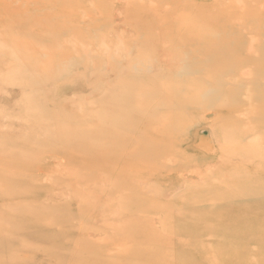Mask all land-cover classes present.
Listing matches in <instances>:
<instances>
[{"label":"rangeland","instance_id":"1","mask_svg":"<svg viewBox=\"0 0 264 264\" xmlns=\"http://www.w3.org/2000/svg\"><path fill=\"white\" fill-rule=\"evenodd\" d=\"M132 1L73 0L57 13L69 23L56 34L23 28V37L0 36V217L10 209L34 219L0 223L14 240L1 236L0 264H159L156 247L163 264H264V250L253 247L257 237L264 243V191L240 193L254 180L264 188V0H139L156 15ZM150 85H177L176 98L155 104ZM182 97L194 102L185 111L175 107ZM139 102L148 112L131 110ZM178 109L183 121L169 116ZM166 123L179 127L172 151L139 168L123 143L155 139ZM3 180L12 194L3 193ZM210 205L226 224L219 232L195 223L216 224L204 209Z\"/></svg>","mask_w":264,"mask_h":264},{"label":"bare ground","instance_id":"2","mask_svg":"<svg viewBox=\"0 0 264 264\" xmlns=\"http://www.w3.org/2000/svg\"><path fill=\"white\" fill-rule=\"evenodd\" d=\"M72 1L73 0H0V36L2 37V38H8V37H23V28H25L26 30H28V31H30L31 32V30H37V31H39L38 29H44V28H49V30H50V34L52 33V34H56L55 32H54V30L56 31V27L58 26V25H64V24H66V22H68L67 20H66V17L65 16H58L57 15V13L58 12H61V11H59L60 10V8L62 7V6H71V4H74V3H72ZM177 1V0H176ZM133 2V4H135V3H137V0H133L132 1ZM174 2V1H173ZM138 3H139V6L140 7H142V8H144L145 10H148V12H151L152 14H155V10H153L154 8V6H151V5H149V4H146V3H142V2H140L139 0H138ZM174 3H176V2H174ZM27 6H29V7H27ZM95 7V6H94ZM79 9V8H78ZM75 10V9H74ZM82 10V9H81ZM84 11H86V10H84ZM88 12V11H87ZM181 12V11H180ZM13 13L15 14H19L21 17L18 19V20H16L15 22H14V24L11 22V18H12V16H13ZM75 13V12H74ZM165 13H168V12H165ZM164 13V14H165ZM163 13L161 14V15H157V16H160V18H158V20H160V21H162V23L165 25V24H167V20L165 19V15H164ZM65 15H67V14H65ZM156 15V14H155ZM162 15H164L163 17H162ZM68 16V15H67ZM76 16V15H75ZM90 16H92V15H90ZM86 17V16H85ZM167 17V16H166ZM69 18V17H68ZM72 18V17H71ZM73 18H75V17H73ZM86 18H88V17H86ZM77 19V18H76ZM94 19V18H93ZM72 20V19H71ZM74 20V19H73ZM89 20H91V18L89 19ZM168 20H169V18H168ZM71 22V21H70ZM64 23V24H63ZM69 23V22H68ZM95 23V22H94ZM162 24V25H163ZM94 25V24H93ZM91 27V26H90ZM90 27H89V29H90ZM97 27H95V29H96ZM102 28V27H101ZM82 30V29H81ZM30 32H29V34H30ZM81 32V31H80ZM107 32H109V31H107ZM70 33V32H69ZM68 33V34H69ZM25 34H26V31H25ZM31 34H34V33H31ZM107 34V33H106ZM110 34H111V32H110ZM38 35V34H37ZM37 35L35 36L36 38H37ZM29 36V35H28ZM31 36V35H30ZM39 36H44V35H39ZM72 36H73V34H72ZM83 36H84V33H83ZM110 36V35H109ZM113 37V36H112ZM163 37H165V36H161V40H163L162 38ZM4 38V39H5ZM67 38V40H69V38H68V36L66 37ZM73 38V37H72ZM98 38V37H97ZM11 39V38H10ZM64 39V38H63ZM62 39V40H63ZM107 39V38H106ZM45 40V39H44ZM188 40V39H187ZM7 41V40H6ZM46 41H48V40H46ZM64 41V40H63ZM66 41V40H65ZM70 41V40H69ZM97 41V40H96ZM164 41V40H163ZM185 41V40H184ZM195 41V40H194ZM55 42V41H54ZM58 42H60V41H58ZM76 42V41H75ZM99 42V41H98ZM186 42H188V41H186ZM57 43V42H56ZM72 42H70V44H71ZM84 43H86L85 41H84ZM100 43V42H99ZM104 43H107V42H104ZM164 43V42H163ZM182 43V42H181ZM193 43V42H192ZM197 43V42H196ZM78 44V43H77ZM81 44V43H80ZM56 45V44H55ZM58 45V44H57ZM76 44H73V46L74 47H77V46H75ZM94 45V44H93ZM185 45V44H184ZM188 45H189V43H188ZM197 45V44H196ZM194 46V49H197V46ZM61 46V45H60ZM80 47H82L81 45H79ZM85 46H86V44H85ZM90 46V45H89ZM88 46V48L90 49L91 48V46L89 47ZM199 46V45H198ZM202 46V45H201ZM59 47V46H58ZM67 47V46H66ZM71 47V46H70ZM95 47V46H94ZM61 48H63V51H64V49H65V47H60V50H61ZM73 48V47H72ZM87 48V47H86ZM87 48V49H88ZM57 49V48H56ZM67 49V48H66ZM75 49V48H74ZM85 49V48H84ZM88 49V50H89ZM183 49H184V47H183ZM183 49H181V50H183ZM188 49V48H187ZM59 50V51H60ZM71 50V49H70ZM73 50V49H72ZM77 50H78V48H77ZM80 50V49H79ZM82 50H83V47H82ZM82 50L81 51H79V54H80V52H82ZM94 50V49H93ZM92 50V51H93ZM100 50V49H99ZM180 50V51H181ZM53 51V50H52ZM66 51V50H65ZM194 50H191V51H189V50H187V52H193ZM56 52V51H55ZM70 52V51H69ZM74 52V51H73ZM83 52H85V51H83ZM88 52V51H87ZM94 52V51H93ZM182 52V51H181ZM195 52V51H194ZM59 53V52H58ZM71 53V52H70ZM90 54L92 53V52H89ZM89 53H87V55L88 56H90V54ZM95 53V52H94ZM68 55H69V53H67ZM66 54V55H67ZM74 54V53H73ZM182 54V53H181ZM186 54V53H185ZM59 55V54H58ZM65 55V56H66ZM67 55V56H68ZM92 55V54H91ZM184 55V54H183ZM53 56H54V54H53ZM65 56H63V58L65 57ZM84 56V55H83ZM95 56L96 55H94V58H95ZM60 57V56H59ZM85 57H86V55H85ZM97 58L96 59H98V56H96ZM55 58V57H54ZM54 58H53V60H54ZM88 58V57H87ZM186 58V59H185ZM184 59L185 60H187V57H185ZM55 59H59V58H55ZM209 59H210V57H209ZM163 61V60H162ZM211 61V60H210ZM209 61V62H210ZM66 62H68V61H66ZM167 62V61H166ZM165 63V62H164ZM195 63V62H194ZM211 63V62H210ZM169 64L167 63V66H168ZM173 64L171 63V66H172ZM206 65V64H205ZM208 65V64H207ZM215 65V64H214ZM66 66V65H65ZM69 66V65H68ZM93 65H91V67H92ZM174 66V65H173ZM183 66V65H182ZM197 66H199V65H197ZM184 67V66H183ZM186 67V66H185ZM184 67V68H185ZM201 67V64H200V66H199V68ZM217 67H219L218 65H217ZM206 68V67H205ZM209 68V67H208ZM214 68V67H213ZM229 68V67H228ZM69 69V68H68ZM181 69V68H180ZM197 69V68H196ZM200 69H202V68H200ZM204 69V68H203ZM211 69V68H210ZM223 69H225V68H223ZM178 70V69H177ZM215 68H214V72H215ZM220 70V69H219ZM63 71V70H62ZM183 71V70H182ZM193 71V70H192ZM202 71V70H201ZM206 72H207V70H205ZM210 71V70H209ZM213 71V70H212ZM184 72V71H183ZM187 72V71H186ZM196 72V71H195ZM197 72H199V69H197ZM211 72V71H210ZM210 72H207V73H210ZM214 72H211V75L212 74H215V73H217L218 71H216L215 73ZM225 72V71H224ZM193 73V72H192ZM205 73V72H204ZM220 72H218V75H220L219 74ZM227 73V72H226ZM233 73V72H232ZM175 74V73H174ZM194 74H196V73H194ZM193 74V75H194ZM210 75V74H209ZM211 75L210 76H208V77H211ZM167 76V75H166ZM168 76H169V78L171 77V75H169L168 74ZM195 76V75H194ZM206 76V77H207ZM221 76V75H220ZM154 77V76H153ZM180 77H182V75L180 76ZM180 77H179V79H180ZM190 77H193V76H190ZM219 77V76H218ZM159 78V77H158ZM160 78H162V77H160ZM155 79V78H154ZM175 79V78H174ZM179 79H177L176 78V80H179ZM205 79V78H204ZM237 79H238V76H237ZM122 80V79H121ZM119 81V82H121L122 83V85H119V83H117L119 86H122L121 88H122V90H123V81ZM124 80V79H123ZM148 80H150L149 79V77H148ZM148 80H146V81H148ZM153 80V79H152ZM164 82H167L166 81V79L164 78V79H162ZM171 80V79H170ZM181 80V79H180ZM179 80V81H180ZM184 80V79H183ZM197 80H199V79H197ZM215 80H217V79H215ZM219 80V79H218ZM223 80V79H222ZM141 81L142 80H140L139 82L141 83ZM144 81V80H143ZM142 81V82H143ZM146 81H144L145 83H149V82H146ZM151 81V80H150ZM154 81V80H153ZM156 81V80H155ZM154 81V82H155ZM182 81V80H181ZM185 81V80H184ZM224 81V80H223ZM124 82H125V80H124ZM138 82V83H139ZM200 82V81H199ZM211 82V81H210ZM219 82V81H218ZM226 82V81H225ZM139 83V84H140ZM145 83H143V86H144V89H145V87H147V85H145ZM153 83V82H152ZM189 83H190V81H189ZM215 83H217V81H215ZM224 83V82H223ZM222 83V84H223ZM229 83V82H228ZM241 83V82H240ZM150 84V83H149ZM186 84V83H185ZM219 85H221V81L218 83ZM141 85V84H140ZM178 85V84H177ZM176 85V86H177ZM187 85V84H186ZM224 85H226V84H224ZM234 85V84H233ZM246 85V84H245ZM138 86V85H137ZM142 85H141V87H143ZM149 86V85H148ZM151 86V90H149L148 92H146V93H151V94H149L148 95V97H147V100H149V101H151L150 99H152L153 100V98L155 97V99H158V101L157 102H155V104L157 103H159V98L160 97H168V98H170V97H172L173 95H170L171 94V92H172V90L176 87L175 85H172L171 87H169L168 89H166V90H158V86L156 85H150ZM179 86H184V85H179ZM202 86V85H201ZM213 86V85H212ZM223 86V85H222ZM222 86L220 87L221 89H222ZM231 86V85H230ZM242 86H244V85H242ZM140 86H138L137 88H139ZM140 87V88H141ZM210 87H211V85H210ZM125 88V87H124ZM139 88V89H140ZM178 88V87H177ZM191 89H188L187 91L190 93V90H192L193 91V87H190ZM212 88H214V87H212ZM211 88V89H212ZM216 88H217V86H216ZM247 88V87H246ZM129 89H131V88H129ZM129 89L127 90L126 88H125V90H127V91H129ZM162 89V88H161ZM176 89V88H175ZM121 90V89H120ZM180 90H181V88H180ZM183 90V89H182ZM213 90V89H212ZM225 90V89H224ZM136 91H138L137 89H136ZM136 91H134V92H136ZM184 91H185V89H184ZM198 91V90H197ZM218 91V90H217ZM222 91V90H221ZM119 92H121V91H119ZM119 92H118V95H119ZM126 92V91H125ZM133 91L132 92H130V93H125V95H127V94H133L134 93ZM194 92V94H195V92H196V90L195 91H193ZM203 92H204V89H203ZM215 92V91H214ZM178 93V92H177ZM201 93H202V91H201ZM216 93V92H215ZM222 93V92H221ZM220 93V94H221ZM249 93V92H248ZM121 94H124L123 92H121ZM220 94H219V96H220ZM250 94V93H249ZM117 95V96H118ZM138 96H136V97H138L139 99L140 98H142V97H139V94H137ZM222 95H224V94H222ZM226 95H231V93L230 94H226ZM233 96V94L231 95V100H233L234 99V101L236 100L235 98H233L232 97ZM236 96H238V94L236 95ZM162 97V98H163ZM248 97V96H247ZM119 98V96L117 97V99ZM135 98V97H134ZM174 98H176V94L174 95ZM202 98V97H201ZM220 98V97H219ZM233 98V99H232ZM130 99V98H129ZM144 98H142V100H143ZM167 99V98H166ZM165 99V100H166ZM141 100V101H142ZM146 99L145 100H143V101H147ZM169 101H170V99H168ZM172 100V99H171ZM204 100H205V98H204ZM208 100H209V98H208ZM219 100V99H218ZM118 101V100H117ZM131 101V100H130ZM134 101H135V99H134ZM133 101V102H134ZM163 101V100H162ZM202 102H203V100H201ZM210 101V100H209ZM208 101V102H209ZM233 101V102H234ZM132 102V101H131ZM130 102V103H131ZM132 102V103H133ZM165 102V101H164ZM188 102H190V101H187V99H185V98H183L182 97V99L180 100V105L178 104L177 106H175V107H178V106H181V108H184V106H187V105H189V104H191V103H194L193 101L191 102V103H188ZM198 102H200V100H198ZM205 103H208V102H206V101H204ZM220 101H218V103H219ZM148 102H146V104H147ZM161 103V102H160ZM176 103V102H175ZM201 103V102H200ZM148 104H154V103H148ZM215 104H217V102L215 103ZM125 105V104H124ZM142 105H143V102H139V103H137L136 104V106H137V108L135 107V106H133L134 108H131V110H133V111H136L137 113H141V111L142 110H146L147 108H149L150 109V107H148V105H147V108H145L144 106H143V108L144 109H141L142 108ZM145 105V104H144ZM152 105H150V106H152ZM237 105V104H236ZM235 105V106H236ZM122 106H123V104H122ZM211 106V105H210ZM209 106V107H210ZM121 107V106H120ZM173 107V106H172ZM212 107V106H211ZM237 107H238V105H237ZM127 110H129V108H127V105H126V107H125ZM124 108V110H126ZM136 108V109H135ZM180 108V107H179ZM199 109V108H198ZM220 109V108H219ZM222 109H224V108H222ZM235 109V107L233 108V110ZM172 110V109H171ZM183 111H185V108L184 109H182ZM227 110V109H226ZM230 110V109H229ZM232 110V109H231ZM232 110V111H233ZM238 110V109H237ZM248 110H249V108H248ZM154 111V110H153ZM153 111H151L152 112V114H153ZM183 111H181L180 109H178L177 111H175L174 112V114H172V113H170V115L169 116H171L172 117V115H175L177 118L179 117L180 118V120H182L181 119V117L183 118V116L185 115L184 114V112ZM231 111V112H232ZM128 112H130V111H128ZM145 112H148V109H147V111H145ZM150 112V111H149ZM150 112V113H151ZM180 112V113H179ZM227 112H228V110H227ZM56 113V112H55ZM124 113H127V112H124ZM143 113V112H142ZM155 113V112H154ZM233 113V112H232ZM231 113V114H232ZM190 113H188V115H189ZM227 114V113H226ZM256 114V116H257V113H255ZM124 115H126L127 116V114H124ZM137 115V114H136ZM177 115H179V116H177ZM166 116V115H165ZM167 116H168V114H167ZM166 116V117H167ZM187 116V115H186ZM141 117V116H140ZM185 117V116H184ZM188 117V116H187ZM190 117V116H189ZM188 117V118H189ZM137 118V117H136ZM139 118V117H138ZM155 118H157V117H155ZM177 118H176V121H177ZM143 119V118H142ZM141 119V120H142ZM151 121H152V119H154L153 117H151L150 116V118H149ZM159 119V118H158ZM158 119H156V120H158ZM168 119V117L166 118V120ZM171 119V118H170ZM169 119V121H171ZM172 119H174V118H172ZM166 120H164V121H166ZM169 121H168V123H169ZM174 121V120H173ZM172 121V122H173ZM178 121H179V119H178ZM183 121V120H182ZM172 122H170V123H172ZM231 123H233L232 121H230ZM229 122V123H230ZM239 122V121H238ZM142 123H143V121H142ZM168 123H166L165 125H164V129H162V130H160V131H158V133H157V136H156V138L155 139H151V138H144L143 137V139L141 138V137H139V136H135L133 139V143L135 142V144H132V142H130V140H126L127 142H124L123 144H124V146L125 147H123L124 149L126 148V149H128V150H131V151H133L134 153L133 154H135V160H137V163H138V167L139 168H146L147 167V169L148 170H150L151 169V167H153V166H156L158 163H160L161 162V160H162V158L164 157L163 155L164 154H167V153H170L171 151H172V144H173V142L174 141H176L178 138H179V136H178V133H179V127L177 128V129H174V126H168ZM180 123H181V121H180ZM180 123H175V124H180ZM228 123V124H229ZM236 124V123H235ZM234 124V125H235ZM258 124H260V123H258ZM171 125V124H170ZM227 125V124H226ZM229 125H231V124H229ZM228 125V127H230ZM237 125V124H236ZM241 125V124H240ZM176 126V125H175ZM255 126H257V124L255 125ZM232 127L233 126H231V129H232ZM162 127H160V129H161ZM237 130H236V132L237 133H240L239 132V130H238V128H236ZM92 131L93 129L92 128H89V131ZM95 130H97V129H95ZM136 130V129H135ZM135 130H134V132H135ZM145 130V129H144ZM157 130V129H156ZM177 130V131H176ZM233 130H235V128H233ZM241 130V129H240ZM172 131H174V132H172ZM243 131V130H242ZM98 132H99V130H98ZM134 132H133V135H134ZM172 132V133H171ZM175 132H177V133H175ZM221 132V131H220ZM224 132V131H223ZM236 132L234 133L236 136H237V134H236ZM246 132V131H245ZM262 132H264V130L262 131ZM96 133V132H95ZM242 133H244V132H242ZM242 133H240L239 135H241ZM131 135H132V132L130 133ZM220 134H222V133H220ZM259 134L260 135H262V134H264V133H260L259 132ZM130 135V136H131ZM234 135V136H235ZM130 136H129V138H130ZM222 136H223V139L225 138L224 136H225V132L222 134ZM222 136H219L220 137V143H221V137ZM235 136V137H236ZM259 136V135H258ZM218 137V138H219ZM227 137V136H226ZM261 137V136H260ZM141 138V139H140ZM229 138V137H228ZM227 138V139H228ZM230 138H231V136H230ZM238 138H240L239 136H238ZM243 138V136L241 137V139ZM128 139V138H127ZM226 139V138H225ZM262 139H264V138H262ZM223 141H225V140H223ZM112 142V141H111ZM254 142H255V140H254ZM254 142H252V143H254ZM256 142H258V143H260V140L258 139V141H256ZM255 142V143H256ZM228 143V142H227ZM242 143H244V142H242ZM132 144V145H131ZM137 144V145H136ZM230 144H233V143H230ZM245 145H247L246 143H244ZM134 145V146H133ZM230 146V145H229ZM238 146V145H237ZM243 146V145H242ZM232 147H233V145H232ZM236 147V146H235ZM239 147V146H238ZM250 147V146H249ZM120 148V147H119ZM261 148V147H260ZM125 149V150H126ZM240 150H241V148H239ZM244 149H245V147H244ZM247 149V148H246ZM245 149V150H246ZM240 150H238V151H240ZM242 151V150H241ZM245 153V152H244ZM252 153H254V152H252ZM246 154V153H245ZM145 155V156H144ZM241 155H243V154H241ZM249 155V154H248ZM250 156V155H249ZM253 156L255 157V155L253 154ZM244 157L246 158V157H248V156H245L244 155ZM249 158V157H248ZM247 158V159H248ZM250 158H253V157H250ZM254 160H255V158H254ZM258 161V160H257ZM256 161V162H257ZM260 161H262V160H260ZM264 162V161H263ZM141 165V166H140ZM109 170H112V168L109 166ZM255 173V172H254ZM249 174V173H248ZM252 175H256V173L255 174H252ZM259 175H260V177H264V171H262V169L259 171ZM220 177H221V175H220ZM249 177H252V176H250L249 175ZM256 177H258L257 175H256ZM262 177V178H263ZM216 178V177H215ZM211 179V178H210ZM218 179H219V177H218ZM223 179V178H222ZM244 179L246 180V181H248L249 180V178H248V176H245L244 177ZM243 179V180H244ZM125 180V181H124ZM253 180V179H252ZM212 181V180H211ZM250 181V180H249ZM116 182H118L119 183V185L122 183V187H124V188H126V187H129L130 186V181H129V179H125L123 176H119V177H117V181ZM209 182V181H208ZM258 182V181H257ZM256 182V180H254V181H252L251 183H248V184H246V187L244 188V189H240L241 190V196H246L247 198L248 197H253V196H256L257 194H255L256 192H261V191H264V188L261 186V185H259V182L257 183ZM219 183V182H218ZM243 183V182H242ZM10 183H9V181L7 180H3V181H1V186L3 187V188H6V190H4L3 191V193L4 194H7V195H10V194H12L13 193V190L10 188V185H9ZM225 184V183H224ZM9 185V186H8ZM118 185V184H117ZM226 185V184H225ZM224 185V186H225ZM228 185H234L232 182H231V184L230 183H228ZM242 186V185H241ZM10 188V189H9ZM21 194H23V193H21ZM220 197H226V194H224V195H220ZM201 207V206H200ZM214 208V206H212V205H210L209 207H204V209H206L209 213H210V215H211V220L214 222V223H216V224H213L212 222H207V221H205V220H202V219H199V218H195V223L197 224V226L199 227V228H201V229H205V228H208V227H210L211 228V230L213 231V232H219V231H221L222 229H223V227H224V225H226L225 224V222H224V220H222L220 217H217L215 214H213L212 212H211V209H213ZM202 208H199V209H197V211L198 210H201ZM10 210V209H9ZM9 210H7L8 212H6L5 211V213L6 214H3V216H1L0 217V223H3L4 221H5V219H7L8 217H15V219L17 220V223H18V225H20V226H22L23 227V219H24V221L26 220V221H30L31 220V217L28 215V211H26V214L28 215V216H26V214L24 215L23 213H21V212H19V211H16L15 210V212H14V210H11V211H9ZM30 214V213H29ZM164 214V213H163ZM11 215V216H10ZM164 216V215H163ZM24 217V218H23ZM164 219V218H163ZM34 220V219H33ZM30 221V222H32L31 224H33L34 223V221ZM36 221V220H35ZM30 222H29V224H30ZM27 222H25V224H26ZM35 223H37V222H35ZM28 224V225H29ZM30 226V225H29ZM32 227H34L33 225H32ZM2 228H5V225L3 224L2 226H0V239H1V236L3 235L4 236V238H5V241H4V244H7V245H9L10 243L8 242V241H14L13 240V238H12V236L10 235V234H8L7 236L6 235H4L5 233H2L1 232V230H2ZM34 228H32V230H33ZM259 234H261L260 232H258ZM28 237V236H27ZM141 238L142 239H146V236H144L143 234H141ZM18 240H19V238H18ZM26 240H29V239H26ZM13 243V242H12ZM24 243V242H23ZM3 244V245H4ZM27 244V243H26ZM55 244V243H54ZM14 245V244H13ZM13 245H11V247H13ZM11 247H10V250H11ZM156 247V246H155ZM237 247H238V245L236 246V249H237ZM243 247L246 249L248 246H246L245 244L243 245ZM253 247L255 248V250L257 251V252H261L262 250H264V243H263V240H262V238L261 237H257V239L254 241V244H253ZM7 249H8V246H7ZM14 250H15V248H14ZM161 249H159V248H157L156 247V250H154L153 251V254H154V257L156 258V262L157 263H159V264H163L166 260H167V256H163V255H161V254H158L159 253V251H160Z\"/></svg>","mask_w":264,"mask_h":264}]
</instances>
